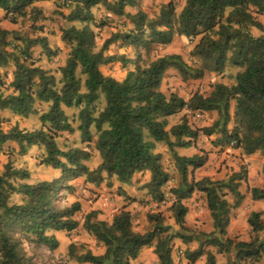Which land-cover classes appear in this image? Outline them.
<instances>
[{
  "label": "trees",
  "instance_id": "16d2710c",
  "mask_svg": "<svg viewBox=\"0 0 264 264\" xmlns=\"http://www.w3.org/2000/svg\"><path fill=\"white\" fill-rule=\"evenodd\" d=\"M52 0H0L4 18L16 24L27 19L30 26L43 32L36 23L45 18L38 2ZM55 14L67 23L60 29V41L67 48L64 63L54 73L36 64L33 48L39 47L47 58L57 52L50 48L46 37L28 36L0 27V110L27 118L38 115L39 128L23 129L15 125L2 130L0 116V148L6 142L14 143L19 154L31 147L42 150L40 163L59 170L58 177L29 183L26 169L3 165L0 171V264H33L32 257L22 247V239L44 245L50 251L58 247V240L50 231L71 232L78 227L75 215L81 209L79 201L67 206L57 205L62 189L73 191L74 180L85 184L112 188L113 182L130 184L135 174H148L141 185L144 195L152 202L164 200V187L169 181L162 167L161 155L155 152L156 143H165L178 173L177 186L172 190L176 200L170 210L175 223L184 224L187 209L184 200L194 192L204 195L206 208L212 220L213 235L205 244L216 249L205 250L200 243L195 249L184 250L188 264L205 256L204 264H216L215 253L232 247L236 260L258 262L264 258V220L260 212L251 211L247 218L251 237L236 241L226 236L230 209L240 204L243 194L239 185L246 179L242 167L226 180L202 177L189 180V168L195 170L204 164L205 156L194 153L179 155L174 147L188 148L201 132L217 134V144L235 141L234 147L244 155L259 153L264 156V26L258 16L264 15V0H185L176 13L170 0L158 13L149 17L137 9L136 0H53ZM102 7L107 14L124 17L128 27L96 42L97 23L93 9ZM65 8L63 12L60 9ZM105 24V23H104ZM253 28L259 35L250 31ZM194 41L190 55L198 65H188L178 54H165L142 64L139 50L149 53L156 47L170 44L174 37ZM130 47L137 53V62L118 80L102 72L101 67L119 61L130 63L122 54L107 53L113 42ZM229 66L237 71L233 83H215L207 95L193 93L184 100L176 93L165 94L160 85L165 72L173 68L182 80L200 79L206 72L221 73ZM11 68L10 74L2 73ZM102 104V106H101ZM36 105H45L37 110ZM64 108L77 110L79 132L84 147L60 148L57 142L63 132L74 128ZM185 108L201 113L215 112L216 119L209 126L193 129L183 113L169 129L168 118ZM232 109V113H231ZM232 128L228 130L230 124ZM94 129L93 149L100 159L89 168L90 143ZM264 175V168L262 170ZM252 200L264 201V187H250ZM126 205L110 222L95 220L96 212L89 211L82 220V229L103 248L95 254L89 249L73 252L69 244L68 256L78 263L131 264L142 249L152 246L155 264H173L171 235L161 213H150L151 227L144 233L133 230L130 203L137 201L122 189L116 192ZM233 198L230 205L226 194ZM18 196L17 201H12ZM129 207V209L127 208Z\"/></svg>",
  "mask_w": 264,
  "mask_h": 264
},
{
  "label": "rangeland",
  "instance_id": "374dc122",
  "mask_svg": "<svg viewBox=\"0 0 264 264\" xmlns=\"http://www.w3.org/2000/svg\"><path fill=\"white\" fill-rule=\"evenodd\" d=\"M170 0H136V6L125 8L126 12L133 13L137 9L144 11L149 17H153L158 13L159 8ZM175 5L176 13H178L183 6L185 0H171ZM45 11L48 12L45 18L40 19L36 23V27L42 26L43 28L54 29L58 27H65L68 24L62 22L60 17L55 14L56 9L55 2H49ZM54 9V10H53ZM65 12L66 9H60ZM93 13L97 23H101V28H95L96 42L98 45L108 38L111 33L116 31H122L128 27V22L124 17H117L107 14L102 7H95ZM4 17V16H3ZM105 23V24H104ZM54 25V26H53ZM0 27L7 30H14L20 34L34 36L40 34L39 31H35L27 19L18 20L16 24L10 23L7 19H0ZM52 34L56 33L51 32ZM55 40L54 38H52ZM194 41H190L185 37H174L173 41L165 46L156 47L152 49L149 53H145L143 49L139 50L141 55L140 62L145 64L157 56L165 54H178L188 65H198V62L190 55V51ZM57 49L60 57L56 61L51 57H43V65H47L53 62V66L49 71L58 67L59 62H61L67 53V48L63 46ZM35 51H40V48L36 47ZM33 50V51H34ZM37 52V53H38ZM107 53L111 54H122L125 59L130 63L126 65L119 61L108 63L101 67L103 73L112 76L115 79H122L128 69L133 68L134 64L138 60L136 51L130 47H122L121 42H113L108 46ZM37 59V57H36ZM11 69V68H10ZM10 69L6 68L2 70V73L6 74L8 77ZM237 70L233 67L227 66L223 72L217 74L213 72H206L200 79H190L182 80L176 70L173 68L168 69L162 79L160 90L165 94L176 93L184 100H188L190 96L198 92L202 95H207L215 83H223L230 85L233 83V75ZM102 106V104H101ZM45 105H36L37 110H45ZM65 113L68 115V119L71 122L74 132L67 133L63 132L57 139L60 148L67 147H84L85 143L81 141L79 132L76 130L78 125L77 110L75 108H64ZM184 111H181L168 119L169 129L173 124L177 123L180 117L183 115ZM232 113V109H231ZM215 112L202 113V117L197 120L188 118V124L193 129H200L204 126H209L216 119ZM4 122L1 125L2 130L8 129L10 126L15 125L23 129H35L40 127L38 121V115H30L27 118H22L19 116H14L10 114H4ZM232 123L228 126V130L232 128ZM93 134L92 142L90 143L91 158L86 165L89 168L95 167L100 159L97 152L93 149V143L95 141L94 129H91ZM217 134L210 136L203 135L201 132L198 134L197 138L193 140L192 144L188 148H178L174 147V151L179 155L190 156L194 153H202L205 156L204 164L192 170H188L189 180H198L202 177H208L212 180H226L228 176L234 172L238 171L240 167L246 173V179L242 181L239 185V191L243 194V199L240 204L236 207L230 209L229 213V223L226 228V236L236 241H248L251 237L250 227L247 223L248 215L251 211L260 212L262 220H264V204L255 205L251 203L248 189L250 187H264V175L262 170L264 168V156L259 153H254L252 155H244L243 152L235 148L234 146L228 144H217ZM155 152L160 153L161 163L164 170L167 171L169 176V181L164 187V200L156 203L148 200L144 194L142 197L137 199V201L130 203V208L132 209V225L133 230L139 233H144L147 231L151 225L147 220V215L150 213H161L164 218V225L168 227V234L171 235V245H172V259L173 264H188L185 259L183 252L184 250L195 249L200 243L204 245L205 250L215 252L216 249L212 246L205 244V241L213 235L212 220L210 218L209 212L206 208L204 195L199 192H194L189 198L184 200V205L187 209L184 224L182 227L175 223L170 207L172 203L176 200V195L172 193V190L177 186L179 176L174 167V160L172 158L171 152L167 148L165 143H156ZM42 150L37 147H31L25 154L21 155L18 152L17 146L12 142L4 143L0 148V171L6 163H10L12 167L26 169L29 172V183H34L39 180H50L52 178L58 177L60 172L57 169L45 166L40 163ZM147 174H138L135 179V186L140 187L147 180L145 177ZM83 181V180H82ZM73 191L62 189L60 196L57 199V205L60 207L67 206L73 201H79L82 208L75 217L78 220V227L67 233L61 232L58 234L59 244L58 247L50 251L44 245H37L32 241L22 239V247L26 254L32 257L33 264H87L78 263L74 258L69 257L68 247L72 243L74 245L73 252L78 254L82 249H90L93 253H97L99 245L91 242V237L82 229L81 223L85 215V211L88 209L97 198L101 196V190L105 189L104 182L100 186H88L84 182H77ZM117 183L114 181L112 190L113 193L117 192ZM139 190V188H137ZM226 200L230 205L233 204V198L230 194L225 195ZM18 196H13L12 201H17ZM89 204V205H88ZM97 216V215H96ZM91 247V248H90ZM142 257L145 260H150L152 257V246L146 247L141 250ZM205 256H201L195 260L194 264H204ZM216 264H264V258L258 262H253L252 260L238 261L235 258L234 251L232 247L230 250L218 254L215 253Z\"/></svg>",
  "mask_w": 264,
  "mask_h": 264
},
{
  "label": "crops",
  "instance_id": "0c3cea01",
  "mask_svg": "<svg viewBox=\"0 0 264 264\" xmlns=\"http://www.w3.org/2000/svg\"><path fill=\"white\" fill-rule=\"evenodd\" d=\"M50 1H46V2H38L36 3V6L40 7L42 9L43 15L44 17L47 16V13L45 11V8L48 6V4ZM51 2H54L53 0ZM54 10V9H53ZM4 13L2 10H0V19L4 18ZM259 21L262 23V25L264 26V15H259L258 16ZM54 26V25H53ZM52 26L50 27V29L47 28H43V32H40V35L46 37L48 45L50 48L54 49L56 48H62L63 44L60 41V29H58V27L51 29ZM56 32L55 34L51 33V32ZM250 31L252 32V34L254 35H259L261 33H259L257 30L251 28ZM264 35V33H262ZM52 38H54L55 40H53ZM39 48V47H38ZM35 48H33L34 50ZM55 51L57 49H54ZM38 51H33V57L36 59L37 57V62L36 64H38L39 66H41L43 69L45 70H50V68L53 66V63L47 64L46 66L43 65V61L42 58L46 57L45 55H43L40 51L37 53ZM53 59H55L54 61L57 60V58L60 57V53L57 54L55 56H52ZM66 57V55H65ZM51 58V57H50ZM48 58V59H50ZM65 58L59 62L58 67L61 66L64 63ZM56 67L55 69L51 70V73H54L56 71V69L58 68ZM10 69V68H9ZM11 71V69H10ZM10 74V73H9ZM4 114H10L13 115L12 113H10L8 110H0V116L3 117ZM168 121H170L168 119ZM138 174L133 175L132 177V181L130 184H120L119 182L115 181L117 183L116 188L117 189H122L123 191H125L127 193V195L131 198H135V199H139L141 196V194H144V189L140 187H136L135 186V179L136 176ZM146 178H148V174L145 176ZM77 182H83L82 179H78V180H74L72 181L70 184H76ZM88 186H91V184H88ZM139 188V190L137 189ZM101 196L99 198L96 199L95 202H93L90 206H88V209L85 211V214L88 213L89 211H95L96 212V217L95 220L97 221H106V222H110L112 219V216L124 205H126L123 197L119 196L117 193H113V190L111 188H107L105 187V189L101 190ZM250 196V195H249ZM148 199V198H147ZM251 199V197H250ZM251 203H254L255 205H262L264 204L263 200H252L251 199ZM89 205V204H88ZM83 212H84V208L81 207ZM129 209V207H127ZM82 224V223H81ZM51 234H53L55 236V238L58 240L59 242V238H58V234L61 233V231H50ZM89 237H91L89 235ZM91 242L95 243V240L91 237ZM91 248V247H90ZM99 251L95 254H100L103 251V248L101 246H99ZM90 250V249H89ZM152 257L150 258V260H144L142 257V252L139 253L138 257L131 261V264H155L156 263V257L155 255L152 253L151 255Z\"/></svg>",
  "mask_w": 264,
  "mask_h": 264
},
{
  "label": "built area",
  "instance_id": "2783aa9c",
  "mask_svg": "<svg viewBox=\"0 0 264 264\" xmlns=\"http://www.w3.org/2000/svg\"><path fill=\"white\" fill-rule=\"evenodd\" d=\"M183 111H184L185 115H186L188 118H190V119L197 120V119H199L200 117H202V113L199 112V111H192V110H190V109H188V108H185ZM234 144H235V141H231V142H230V145L234 146Z\"/></svg>",
  "mask_w": 264,
  "mask_h": 264
}]
</instances>
